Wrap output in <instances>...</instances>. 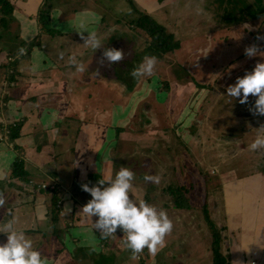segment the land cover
Returning <instances> with one entry per match:
<instances>
[{
    "label": "crops",
    "instance_id": "crops-1",
    "mask_svg": "<svg viewBox=\"0 0 264 264\" xmlns=\"http://www.w3.org/2000/svg\"><path fill=\"white\" fill-rule=\"evenodd\" d=\"M229 1L0 0V225L13 220L46 264H264L263 185L252 184L261 180L263 167L248 174L251 185L238 176L224 181L228 168L221 171V198L213 197L202 169L209 172L221 162L210 161L203 150L196 156L191 147L195 139L215 136L220 118L209 122L204 107L210 93L198 82L212 76L226 88L264 60L244 54L251 45L264 51V39H257L264 37V0ZM119 8L136 11V18L107 21ZM191 11L194 16L180 28V17ZM143 14L172 33L177 48L152 49L149 33L136 24ZM81 22L96 33L100 48L83 43ZM105 47L120 49L122 59L108 62ZM146 56L156 57L152 73L133 75ZM207 66L211 75L198 79ZM260 121L254 124L260 127ZM258 136H264V125ZM253 151L264 159L263 146ZM122 166L140 175L131 194L163 208L172 221L155 253L145 247L132 256L119 227L102 236L92 227L95 217L80 211L90 199L80 185L114 176ZM146 174L159 182L145 181ZM174 191L181 201H174ZM153 192L168 203L155 204ZM240 207L241 240L230 229L229 212ZM208 219L218 232H209ZM5 240L0 233V243ZM236 247L249 253L234 257Z\"/></svg>",
    "mask_w": 264,
    "mask_h": 264
},
{
    "label": "clouds",
    "instance_id": "clouds-1",
    "mask_svg": "<svg viewBox=\"0 0 264 264\" xmlns=\"http://www.w3.org/2000/svg\"><path fill=\"white\" fill-rule=\"evenodd\" d=\"M202 9H197L200 13ZM98 19V17H97ZM248 27L247 24L244 25ZM81 37L83 43L93 50L102 46L94 31H89L81 22ZM86 31L87 35L83 33ZM264 39V37H257ZM23 49H21V52ZM247 57L262 56L264 51H258L256 45L244 49ZM102 56L108 62L122 59V51L117 48H103ZM156 62L155 56H146L140 65L133 70V75H149ZM77 70H82L79 67ZM226 95L238 98L239 103H246L249 95L255 97L249 111L264 115V60L257 61L250 71L246 70L242 76L236 77L234 83L226 86ZM264 146V137H257L249 145L250 149ZM134 172L129 167H120L114 176L97 179L96 183L81 184L83 191L90 194V199L81 206L80 211L88 217H95L92 227L102 236L116 232L119 227L125 239L126 247L138 253L143 248L155 253L164 246V237L172 229V221L163 208L143 199L135 198L131 194ZM145 181L159 182V176L146 174ZM131 194V195H130ZM0 233L6 234V240L0 243V264H46L39 250L33 247V242L22 229L14 226L13 220L0 225Z\"/></svg>",
    "mask_w": 264,
    "mask_h": 264
},
{
    "label": "rangeland",
    "instance_id": "rangeland-1",
    "mask_svg": "<svg viewBox=\"0 0 264 264\" xmlns=\"http://www.w3.org/2000/svg\"><path fill=\"white\" fill-rule=\"evenodd\" d=\"M119 1L121 0H118V2ZM229 2L231 5L236 6L235 1L230 0ZM236 2L238 3L239 0H236ZM117 6L121 7L119 4ZM119 9H120V12L117 11L118 13L116 14L110 13L106 15L107 21L112 22V23L118 22V24H122L124 23V21H127V20L129 21L132 18H136V14H137L136 11H131L129 13L128 11H126V9L124 11L122 10V8H119ZM130 9L134 10L135 8L133 7V9L132 8ZM184 9L186 10V12H190L189 8L185 7ZM231 10H235V7H233ZM186 12L183 14L182 17H180L181 20L178 22L179 23L178 26H180V28H182V26L184 27L188 23L189 19L194 16L192 11H191L192 12L191 14L190 13L186 14ZM227 22L231 23V21H227ZM184 35L186 36V34H183V36ZM183 36L181 39L182 44L185 43L183 40H186V37H183ZM236 42H238V40ZM234 45H235V48L233 50L230 48L229 50L230 53H233L234 50H236V47L239 46V44H236V43ZM239 48L242 49V47H239ZM145 50H146L145 48H142V49H139V52L144 53ZM211 63H213V60ZM198 64L203 65V63L201 62H198ZM210 69L211 67L207 66L206 69L198 71L197 78L200 79L207 74L211 75ZM209 78H211L210 81L201 80L198 83H200L202 87L207 88L210 93L205 103V107H204L205 115L209 116L208 120L209 122H212V123H214L216 119L220 117L218 122H216L218 123L219 127H217V130H215L212 134L214 135L215 133V136L210 135L208 136L207 139L206 138H203V139L201 138L199 140L195 139L194 141L191 142L192 143L191 147L193 148L196 156H198L200 154V151L203 150L204 154H206V157L210 161L216 160V161L221 162L222 166L221 165L212 166L213 169L211 170H213L214 172H212L211 170L207 172L202 169V174L208 181H210L209 185L213 187L211 188L213 189V191L210 192V196L212 195L213 197L221 198V191H220L221 189L216 188L217 185H221L220 183L221 181L220 172L221 171L223 172L228 168V171L227 173H225L224 178H223L224 181H227V180L229 181L231 177L238 176L239 179H241L240 177L246 178L244 179L246 184L251 185V180L249 183L248 174L259 172L258 169H261V167H263L264 169V164H261L262 161L264 162L263 156L259 155L258 153H254L253 149H250L249 147V145L253 142V140L257 138V134L259 133L260 127L264 125V120L261 122L260 119H256V116L252 114V111H249L250 107L253 104V101H251L250 97L248 98V101L246 103H239L238 98H231L226 95V92H225L226 88L224 85L220 84L219 79L217 80V78L212 77V76H210ZM258 120L260 121V123H262L260 127L254 124ZM199 127H201V124ZM218 132H223V133H220L221 135L218 136L219 134ZM219 137H223L225 139L223 138L218 139ZM227 137L230 138V141H228ZM236 138H239L238 141H236ZM236 155H239V156L236 158ZM248 155H251V157L248 158ZM220 162H218V164H220ZM207 168L210 169L211 167H208L206 164V169ZM135 176L137 178H140V175L138 174H135ZM137 178L134 177L133 180H136ZM254 180L255 182L252 183L253 185L255 184L263 185L261 196L264 198V172L262 174L261 180H258V178H255ZM171 182H173L172 186L176 185L175 181L170 178L169 183ZM226 185H227V182H226ZM161 194L162 196H164V192H162ZM151 197L154 200L155 204H158L160 201H162V203H168L165 197L156 196L154 192L151 193ZM172 197L174 201H177V200L181 201V198L179 197L177 193L175 194V191ZM223 210L225 209L223 208ZM240 210H242V207H240L239 210L237 208H231L229 210L230 214L233 215L234 217V223H230V229L231 230L233 229L234 234L239 235V238L241 237V234L243 232L242 213L241 214L237 213V211L239 212ZM181 212H187V208L182 209ZM262 212H264V199L261 202V213ZM207 215L208 214L205 213L206 217ZM208 220H209L208 221L209 232L212 233L214 232V230L218 232L217 228L214 227V225L210 222V219ZM175 229L177 230L178 226ZM221 231L222 230L220 228L219 230L220 235H222ZM210 240H211V237L207 239V241H210ZM260 242L261 241H258V243ZM127 249H128V252L131 251L129 248ZM234 251L235 252H232V255L234 257L238 256V258H240L241 256L245 257L249 253L248 250H244L243 248L239 249L237 247L234 249ZM133 255L134 254L132 252V256ZM232 262L237 263L239 261L232 260Z\"/></svg>",
    "mask_w": 264,
    "mask_h": 264
},
{
    "label": "trees",
    "instance_id": "trees-1",
    "mask_svg": "<svg viewBox=\"0 0 264 264\" xmlns=\"http://www.w3.org/2000/svg\"><path fill=\"white\" fill-rule=\"evenodd\" d=\"M44 17H47V9L48 7L44 6L43 8ZM137 26L146 30L149 33L150 37V47L154 50L166 52L172 51L178 46V42L176 41L174 35L172 33H168L166 29L161 26L159 23L155 21V19L148 14H143L136 20ZM11 138H14V131H12ZM218 249H216V258L221 260L222 256L219 255ZM220 264V263H218Z\"/></svg>",
    "mask_w": 264,
    "mask_h": 264
},
{
    "label": "built area",
    "instance_id": "built-area-1",
    "mask_svg": "<svg viewBox=\"0 0 264 264\" xmlns=\"http://www.w3.org/2000/svg\"><path fill=\"white\" fill-rule=\"evenodd\" d=\"M10 59H13V58L10 57ZM8 132H9V131H7V133H8ZM46 185H47V184H42V187H47ZM53 188H55V187L53 186ZM252 264H255V261H253Z\"/></svg>",
    "mask_w": 264,
    "mask_h": 264
}]
</instances>
